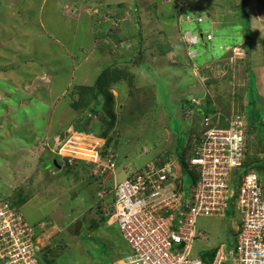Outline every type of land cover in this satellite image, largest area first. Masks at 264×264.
<instances>
[{
    "label": "rangeland",
    "instance_id": "obj_1",
    "mask_svg": "<svg viewBox=\"0 0 264 264\" xmlns=\"http://www.w3.org/2000/svg\"><path fill=\"white\" fill-rule=\"evenodd\" d=\"M243 1L0 0V190L15 199L31 224L44 222L53 249H47L44 260L39 248L42 232L37 229L40 264H62L65 254L73 262L63 264L100 260L97 251L89 261L83 255L86 262L78 257L83 249L95 250L88 245L95 238L85 236L83 230L68 237L73 242L63 254L55 251L56 239L63 233L74 235L76 222L79 228L76 213L91 222L107 205L105 198L95 195L102 183L81 158H93L95 150L107 148L116 152L118 168H133L157 155L180 154L174 149L176 141L183 143L186 154L203 132L202 116L184 112L186 99L193 95L210 104L214 118L223 117L220 124L244 112L246 98L250 100L255 92L251 87L246 96L252 78L244 70V59H238L239 40L249 36L250 28L256 31L259 25L253 23H261L262 18L254 11V0H246L248 22L239 7ZM186 32L203 34L205 45L201 41L195 45L198 54L189 53L185 46ZM206 33L212 39L206 40ZM104 69L108 73L102 78L113 85L108 87L114 96L109 108L100 103L95 107L96 100L81 105V110L72 108L71 102L80 94L78 85L97 84ZM103 97L98 94L101 103ZM254 127L260 125H247L251 148L264 152L253 143L258 141ZM65 156L78 157L76 166H67L68 176L65 167L54 164L64 165ZM116 176L124 175L117 172ZM30 198L32 204L26 201ZM69 206V212L75 207L77 212L68 221ZM230 211L238 213L235 208ZM223 219L198 218L197 225L210 239L195 245L206 249L208 242L221 237L223 228H219L233 221L231 216L227 222ZM105 236L125 247L116 224ZM104 241L101 249L106 247Z\"/></svg>",
    "mask_w": 264,
    "mask_h": 264
},
{
    "label": "built area",
    "instance_id": "obj_2",
    "mask_svg": "<svg viewBox=\"0 0 264 264\" xmlns=\"http://www.w3.org/2000/svg\"><path fill=\"white\" fill-rule=\"evenodd\" d=\"M203 120L186 158L194 182L181 181L184 171L171 157L150 161L111 186L101 182L103 215L118 226L126 246L113 264H264V184L256 171L245 169V120L237 114L224 124L213 114ZM114 160L113 151L96 154L94 174L113 173ZM232 201L240 213L233 241L221 243L205 261L194 252L206 238L197 220L222 216ZM42 228L9 199H0V264H40L35 234Z\"/></svg>",
    "mask_w": 264,
    "mask_h": 264
},
{
    "label": "crops",
    "instance_id": "obj_3",
    "mask_svg": "<svg viewBox=\"0 0 264 264\" xmlns=\"http://www.w3.org/2000/svg\"><path fill=\"white\" fill-rule=\"evenodd\" d=\"M246 0H244L240 5L239 7L243 8V12L244 14L247 16L246 19L247 21L249 20L248 19V15H247V11H246V3H245ZM249 2V0L247 1ZM251 3V2H250ZM253 3L255 4V7L257 10H255L254 8V11L258 12V18H262L261 20V23L258 22L256 20L255 23H253L255 26H258L256 28V31L254 29H251L249 30V32L247 33L249 36L248 37H244V39H242V37L244 35H242L240 37V40H239V48H238V51H240V56L238 57V59L243 62L241 60V58L244 59V70H249V73H248V78L251 77L252 79H250L248 81V88H247V92H246V96H248V94H250V88L252 87L254 92H255V96H254V102L252 105H250L249 101L248 100V97L246 98V101H247V104H246V107L244 112H247L246 115H247V119L249 121L250 124H252L253 126L256 125V124H259L260 127H254L256 129V132L257 135H258V141L257 142H253L257 148L260 149V151H264V137H263V132H264V0H254ZM251 3V5L253 4ZM248 6V4H247ZM239 10V9H237ZM262 11V13H261ZM189 13H191V10H189ZM237 14V13H236ZM238 20V18H237ZM249 22V21H248ZM258 22V23H257ZM211 23V22H210ZM249 24V23H248ZM252 24V25H253ZM212 26V24H210ZM23 45V44H22ZM21 46V45H20ZM21 52V51H19ZM240 63V62H239ZM248 90H249V93H248ZM196 91V90H195ZM64 92V91H63ZM62 92V93H63ZM197 92H199L197 90ZM252 96H250L251 98ZM205 100H203L202 102V98H201V101H200V104H198V108L200 109H206V113L207 112H210V104H206L204 105L206 102H204ZM256 104L257 106H259V108L261 109V112L260 113H257V110H256V107H255V110H254V105ZM203 105V106H202ZM249 106H250V109H249ZM253 107V109H252ZM252 111V112H251ZM253 115V116H252ZM252 116V121L254 123H251L250 122V118ZM168 133V132H167ZM170 134V132L168 133ZM178 141H176L175 145L174 146H178ZM251 152V154H250ZM159 155H157L156 157H158ZM155 157V158H156ZM154 159V158H153ZM148 162V161H146ZM144 161V163L142 164H139L134 166L133 168H127L129 166H122L120 168H118V173H119V176H121L122 174L123 175H126L123 171H122V168H127L128 171L131 170V169H135V168H138L142 165H144L146 163ZM123 163V162H121ZM245 167L246 168H249L250 170H254L256 171L259 176H260V180L261 182L264 184V152H254L253 151V147L251 148V141L249 142L248 140V153H247V156H246V162L244 163ZM39 167V166H38ZM13 178V177H11ZM43 181V180H42ZM41 185H38V189H40ZM37 187V186H36ZM2 192L1 195L2 198L1 199H4V198H7L9 199L10 197L8 196V194H4L5 193V189L4 190H0ZM46 195H48L49 193H45ZM35 198V196H33ZM20 211V206H17V202H15V199L14 200H11L9 199ZM29 204L31 203L32 204V201H33V198H30V199H27L26 200ZM24 201V202H26ZM22 202V203H24ZM22 203H20L19 205H21ZM230 206V207H229ZM79 207V206H78ZM44 205L41 204L40 205V208L39 210L42 211L44 210ZM76 209H72L70 210L69 212V209H70V206L67 208V213H68V216H67V220H74L75 219V215L71 217V215L75 214L77 212V207H75ZM80 208H83V206H80ZM230 208H235V210L238 212L237 215L236 214H232L231 215V211H230ZM21 212V211H20ZM59 212V210H58ZM57 212V213H58ZM77 215V219H78V223L80 224L77 228L75 227L76 226V223L73 227V233L74 235H65L63 233V237H60L58 239L55 240V251L57 252L58 251H62V254H63V251L66 249V246L67 245H71V240H69L70 238H68L69 236H75L77 235L79 232H81V230L84 231V235L87 236V237H90V238H97L95 241L93 240L92 242H89L88 245L90 247H93L95 250L92 252H87L85 249H83L81 252H78V257L80 258V260H84L83 262H86L85 259H84V256L85 255L88 259V261L96 254L95 251H97V253L100 255L99 258V262H93V263H90V264H109L110 263V260L112 261L113 259H117V258H121L122 255H121V251H118L119 248L118 246L116 245L117 243H115V246H112L113 248H108V245L103 249H101V241H103V239L105 238V242L107 244H110V243H114L111 239H109V236H105V231L109 230V229H112V225H109V224H103L102 223V220H99L98 218H93V220L91 222L87 221V220H83V217L82 215H78V213H76ZM229 216L232 217V222L231 223H224L219 229H222L220 232L222 233V236H218L216 237L215 239H213V241L210 242V245H209V242L207 243L206 245V249L200 247L201 244H198V246H194V252L195 254H202L204 251L206 250H209L211 248H216L217 246H219L221 243H225L227 246H229L232 241H233V238L234 237V234H235V231L237 230L239 224H240V213L238 211V209L236 208L235 206V203L232 201L228 204L227 206V209L225 210L224 214L222 216H213V217H217V218H224L223 220H225L227 222V218L229 219ZM39 224H43L44 225V222L40 221L38 222V225ZM37 225V224H36ZM89 225V226H88ZM45 228H42L40 229V232H42V235H40L39 237V240H40V245H39V248H42L41 251L43 250V255L45 256L46 253H47V249H50L51 252H52V247L50 248V245L53 244V242H51L50 240L51 239H48L49 238V233L48 231L44 230ZM201 229L205 232V235H206V238L205 239H201V240H198V241H207L210 239V235L209 233L204 230L202 227ZM116 233V232H115ZM115 233H113L112 235H114ZM224 233V234H223ZM39 236V235H38ZM102 236H103V239H102ZM118 236V234H117ZM114 238V237H113ZM115 239V238H114ZM221 239H223V241H220ZM49 240V241H48ZM101 240V241H100ZM226 240V241H225ZM197 241V242H198ZM220 241V242H219ZM196 242V243H197ZM42 243V244H41ZM61 243V245H60ZM95 244V245H94ZM55 252V253H56ZM109 253V256H108V253ZM48 255V254H47ZM68 254H65L64 255V259L62 261V264L63 262H73V260L70 259L69 255L67 256ZM43 256V259L46 260V257ZM109 262V263H107Z\"/></svg>",
    "mask_w": 264,
    "mask_h": 264
},
{
    "label": "clouds",
    "instance_id": "obj_4",
    "mask_svg": "<svg viewBox=\"0 0 264 264\" xmlns=\"http://www.w3.org/2000/svg\"><path fill=\"white\" fill-rule=\"evenodd\" d=\"M114 18V17H113ZM113 18H111L110 19V21L111 22H113ZM117 18H114V20H116ZM109 20V19H108ZM197 21L198 22H200L201 21V19L200 18H197ZM113 24H111V26H112ZM114 26V25H113ZM211 33H206L205 34V37H206V40H210V39H212L211 37ZM184 38H187L188 40H186L185 42H184V44H185V46L188 48V50H189V53H192V52H194V53H197L198 54V51H197V49H196V47H195V45L199 42V41H201V43L202 44H204L205 45V40H204V38H203V34H200L199 36H197V35H195V34H193V33H191V32H186V33H184L183 34V37H182V39H184ZM191 38L193 39L192 41H191ZM185 40V39H184ZM192 50H194V51H192ZM195 91V90H194ZM188 100L193 104L192 106H193V108L195 107V106H198V104H200V101H201V98H199L198 96L197 97H195L194 95H193V98L191 99V96L190 97H188ZM185 111V113H188V114H190V115H192L193 113L194 114H199V115H201L202 116V120L204 119V117L205 116H208V115H211L212 113L211 112H207V114H201L200 112H194L193 110H191V109H189V108H185L184 109ZM246 113L247 112H242V114H241V116L244 118V120H245V124H246V134H247V125H249V122L247 123V115H246ZM234 115H236V114H234ZM217 118V117H216ZM191 123H193V122H191ZM202 127H204V125H203V123H202ZM247 140H248V137H247ZM183 147V146H182ZM175 149V151H177L178 149L175 147L174 148ZM190 150H191V145H190V148H189ZM110 149H107L106 150V152H108ZM110 151H113V150H110ZM106 152H104L103 150H101V151H96L95 150V155H94V157L93 158H81V160L80 161H82L84 164H85V168H87V169H90V172H91V174H92V176H93V178L94 179H97V182H99V184L101 183V182H105V184H106V186H111V184L114 182V181H121V180H123L126 176H127V174H129V172H132L133 170H135V169H138V168H140V167H142V166H140V167H138V168H135V169H131V170H129L128 171V169L125 167V168H122V171L126 174V175H124L123 176V178L122 179H118V177L116 176V173L118 172V166H119V161L118 162H115V166H114V171H113V173H109L107 176H105L104 174L103 175H101V176H97V175H95L94 174V170L96 169L95 167H96V162L94 161V159H95V157H96V154H101V155H104ZM114 152V151H113ZM114 153H116V152H114ZM190 153V151H188L186 154H183V148H181V153L179 154V153H176V154H167V155H165L163 158H159V156L158 157H156V158H154V159H151L150 161H156V160H163L164 158H168V157H171V158H173V159H177V161H179V164H180V166L182 167V169H183V171H185V167L182 165V161L184 160V162L187 164V160H186V158H188L189 157V154ZM180 155L182 156V158H180ZM65 158H66V162L64 163V165H60L61 167H60V169L61 168H63V166H69V165H74L75 164V162H78V160H76V159H78V157H67V156H65ZM69 158H71L72 159V163L70 164L69 163ZM118 158V157H117ZM64 160V159H63ZM149 161V162H150ZM56 162V161H55ZM55 164H57V162L55 163ZM58 164H60V163H58ZM145 165V164H144ZM94 167V168H93ZM64 169V168H63ZM75 170H76V168H75ZM110 180H112V182H111V184L109 185V181ZM97 187H98V185L96 186V189H95V195H96V193H97V195H98V197H99V194H98V192L100 191V189H98L97 190ZM96 195V196H97ZM100 198V197H99ZM100 217H99V219H101V217H104L105 218V224H109V225H112V226H114V224H112V223H108L107 222V217L106 216H104L102 213L99 215ZM124 245H122V247H121V249H120V251H121V255H122V257L121 258H117V259H113L109 264H113L116 260H119V259H122L123 258V256H124V254H123V251H126V246L124 247Z\"/></svg>",
    "mask_w": 264,
    "mask_h": 264
},
{
    "label": "trees",
    "instance_id": "obj_5",
    "mask_svg": "<svg viewBox=\"0 0 264 264\" xmlns=\"http://www.w3.org/2000/svg\"><path fill=\"white\" fill-rule=\"evenodd\" d=\"M184 10H186V8L184 9ZM186 12H188L189 13V10H186ZM198 22V21H197ZM196 57V56H195ZM7 70H9L8 68H7ZM108 73V70L107 69H104L101 73H100V79L98 80V82H97V84L96 83H94L93 85L91 84V85H84V84H82V85H78L79 87V92H80V94H79V97L78 98H75L72 102H71V107L73 108V107H75L76 108V110H81V108H82V106L81 105H83V104H90L91 102H93V100H96V102L95 103H93L94 104V106L95 107H97L98 108V106H99V104L98 103H100V105L103 107V108H105V109H107V107L109 108V106H110V104L112 103V101H113V99H114V96H113V94L111 93V90H108V87H110V86H113V85H111V84H108V82H107V79H105V78H102V75H104V74H107ZM116 83V82H115ZM114 83V84H115ZM160 88L162 89V85H160ZM186 88V87H185ZM9 89V88H8ZM100 93H102L103 94V102L101 103L100 101H99V99H98V94H100ZM253 102H254V97H251L250 98V101H249V103H250V105H252L253 104ZM185 103L186 104H184L187 108H189V109H191V110H193L194 112H200L201 114L203 113V114H207L206 113V109H200V108H198V107H194L193 108V104L188 100V98L186 99V101H185ZM255 103V102H254ZM254 105H256V104H254ZM93 106V107H94ZM182 106V105H181ZM183 107V106H182ZM249 109H250V106H249ZM102 111H103V109H101ZM109 110V109H108ZM105 111V110H104ZM252 112V111H251ZM253 116V115H252ZM252 116H251V118H250V122L253 120L252 119ZM217 119L219 120V122H221V120L223 119V117H220L219 115L217 116ZM251 123H254L253 121L251 122ZM109 124V123H108ZM110 126V124L109 125H107V127H109ZM106 126H105V130H104V132L102 133L104 136H105V133H106V128H107ZM177 127L175 126V129H176ZM179 144H178V146L179 147H177L176 146V148L178 149L177 150V152L178 151H180L181 150V148H182V146H183V143H181V142H178ZM106 150H107V148L105 149V150H103L104 152H106ZM180 158H182V156L180 155ZM76 164H78V162H75V164H74V166H76ZM182 165L185 167L186 166V163L184 162V160L182 161ZM65 167V175L66 176H68L69 175V173H70V170H69V167H67V165L66 166H63V168ZM74 169V168H73ZM245 169H247V170H250L249 168H246L245 167ZM75 170V169H74ZM76 171V170H75ZM184 175H183V177L181 178V181H183L184 183H186V182H188L189 180L191 181V182H194L195 181V173H192V172H188V173H186V171H184V173H183ZM185 174H187V175H185ZM77 176V173L75 174V178H77L76 177ZM187 178V179H186ZM111 182H112V180H110L109 181V185L111 184ZM99 214H101V213H99ZM99 220H102V223L103 224H105V218L104 217H101V219H99ZM95 241V240H94ZM115 243L116 242H114V243H110V244H107L105 241H104V244L107 246L108 245V248L110 249V248H113L112 246H115V247H117L118 246V248H119V250L118 251H120V249H121V247H122V245L120 244V242L118 241L117 242V246L115 245ZM95 245V244H94ZM124 248V247H123ZM215 250H216V248H211V249H209V250H206V251H204L202 254H201V257H202V259L203 260H205V261H210L211 260V258H212V256L214 255V253H215ZM37 252L39 253V251H38V249H37ZM110 262H111V260H110ZM107 263H109V262H107Z\"/></svg>",
    "mask_w": 264,
    "mask_h": 264
},
{
    "label": "water",
    "instance_id": "obj_6",
    "mask_svg": "<svg viewBox=\"0 0 264 264\" xmlns=\"http://www.w3.org/2000/svg\"><path fill=\"white\" fill-rule=\"evenodd\" d=\"M55 163H56V162L54 161V164H55ZM56 166L59 167V168L61 167L59 164H56Z\"/></svg>",
    "mask_w": 264,
    "mask_h": 264
}]
</instances>
